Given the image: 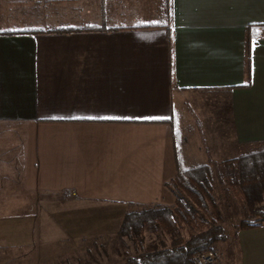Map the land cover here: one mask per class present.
Segmentation results:
<instances>
[{
	"label": "crops",
	"instance_id": "obj_1",
	"mask_svg": "<svg viewBox=\"0 0 264 264\" xmlns=\"http://www.w3.org/2000/svg\"><path fill=\"white\" fill-rule=\"evenodd\" d=\"M129 1L0 0V32L77 30L0 35L3 159L39 208L0 221L4 247L117 235L128 209L174 205L179 170L234 193L228 161L264 147V0H148L157 25ZM220 244L264 264V223Z\"/></svg>",
	"mask_w": 264,
	"mask_h": 264
},
{
	"label": "trees",
	"instance_id": "obj_2",
	"mask_svg": "<svg viewBox=\"0 0 264 264\" xmlns=\"http://www.w3.org/2000/svg\"><path fill=\"white\" fill-rule=\"evenodd\" d=\"M72 31L77 30H23L0 32V35L69 33ZM248 82L247 79L246 86ZM228 164L235 172L230 187L238 190L250 205V214L237 221L233 227V233L258 228L264 223V205L258 207L254 205L261 203L263 199L264 147L228 161ZM165 187L173 195L174 205L172 207L155 205L141 207L137 211H128L122 221L118 236L142 242L145 231H155L161 228L171 238V246L165 249L150 247L144 253L128 259L125 264H194L196 255L213 250L216 243L228 238L227 230L216 225L215 219L210 220V228L190 236L187 240H184L180 234L182 225L193 226L197 219L203 217V213L208 211L209 207H215L214 179L209 167L179 170L175 177L165 184Z\"/></svg>",
	"mask_w": 264,
	"mask_h": 264
},
{
	"label": "rangeland",
	"instance_id": "obj_3",
	"mask_svg": "<svg viewBox=\"0 0 264 264\" xmlns=\"http://www.w3.org/2000/svg\"><path fill=\"white\" fill-rule=\"evenodd\" d=\"M148 2V0H131L128 2L129 6L134 8V13L138 12L141 14L143 9L145 11L146 15L144 17L136 16L134 20L141 21L138 19H142L146 24H160L163 20L162 17L155 15L156 11L152 7L154 2H149L152 8L149 7V4L147 5ZM149 12L152 15H148L147 13ZM13 132V128L0 126V221L11 217L16 218L19 215L30 214V212L38 214L37 212L39 210V208L34 206L22 208L19 205V199L21 198L18 197H20L19 195L22 196V193H19L16 189L19 187L20 178L14 174L15 169L11 167L7 169L6 160L3 159V152L6 150V145L2 142V137L5 136V140L8 141V139L13 138L10 136L14 134ZM7 146L14 147L12 144ZM11 152L14 154L13 150ZM213 179L215 187L213 193L215 207H209L208 211L203 213V217L197 219L193 226L182 225L180 234L184 240L210 228V220L214 219L216 225L227 230L229 238L233 234V227L237 221L250 214V205L238 191L234 193L224 191V188H227L229 184V178L226 176L214 177L213 175ZM263 205L264 193L262 202L257 203V206L254 207ZM139 209L136 207L128 210L137 211ZM17 219L2 224L4 230L14 229V232H16L18 229ZM142 238V242H138L127 238H120L117 234L102 238H88L78 243H75V241H66L60 248L50 249H43L35 245V247H4L2 242H0V264H125L128 259L144 253L150 247L165 249L171 246V238L161 228L155 231H145ZM218 245L223 251L227 249L225 244H220V242L213 246L212 251L216 256V264L217 259H219L218 264H227V258L224 255L219 256V251L216 249Z\"/></svg>",
	"mask_w": 264,
	"mask_h": 264
},
{
	"label": "built area",
	"instance_id": "obj_4",
	"mask_svg": "<svg viewBox=\"0 0 264 264\" xmlns=\"http://www.w3.org/2000/svg\"><path fill=\"white\" fill-rule=\"evenodd\" d=\"M194 264H216V256L212 250L199 253L194 257Z\"/></svg>",
	"mask_w": 264,
	"mask_h": 264
},
{
	"label": "snow or ice",
	"instance_id": "obj_5",
	"mask_svg": "<svg viewBox=\"0 0 264 264\" xmlns=\"http://www.w3.org/2000/svg\"><path fill=\"white\" fill-rule=\"evenodd\" d=\"M158 119H162V117H159Z\"/></svg>",
	"mask_w": 264,
	"mask_h": 264
}]
</instances>
